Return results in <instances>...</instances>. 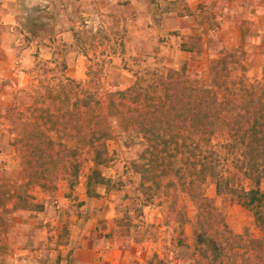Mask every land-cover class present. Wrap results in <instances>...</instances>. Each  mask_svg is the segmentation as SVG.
<instances>
[{
  "label": "rangeland",
  "instance_id": "obj_1",
  "mask_svg": "<svg viewBox=\"0 0 264 264\" xmlns=\"http://www.w3.org/2000/svg\"><path fill=\"white\" fill-rule=\"evenodd\" d=\"M206 1V12L192 24L201 51L188 52L179 47L186 32L169 21L182 13H165L180 9L182 0H9L11 17L0 20V264L205 263L192 241V225L202 223L193 198L179 192L172 214L161 189L152 200L141 201L139 176L131 165L138 161L140 141L133 132L112 126L106 160L96 166L109 183L93 185L89 194L91 148L79 151L78 177L70 187L60 178L48 179L43 187L27 184L23 172L28 165L25 129L38 106L56 113L60 104L54 92L65 80L102 93L133 82L154 87L159 76L174 69L187 81L205 85L212 61L236 49L241 66L230 67L227 82L231 86L244 77L256 93L264 92L263 13L243 11L235 3L228 8L224 0L212 12L217 0ZM48 134L56 137L52 129ZM224 135L212 137L221 158L218 171L233 185L248 187L233 170L235 158L223 146ZM20 185L29 196L26 206L13 196ZM203 192L237 235L239 245L224 250V261L252 264L247 240L261 232L251 211L217 194L211 178Z\"/></svg>",
  "mask_w": 264,
  "mask_h": 264
},
{
  "label": "trees",
  "instance_id": "obj_2",
  "mask_svg": "<svg viewBox=\"0 0 264 264\" xmlns=\"http://www.w3.org/2000/svg\"><path fill=\"white\" fill-rule=\"evenodd\" d=\"M179 47L200 52V37L188 35ZM237 65L241 62L236 49L223 51L212 61L211 77L205 85L187 81L174 69L159 76L154 87L133 82L102 93L78 82H59L54 92L60 104L56 113L51 115L47 106H38L36 118L25 129V183L43 187L48 179L60 178L72 186L80 168L78 153L91 148L93 167L86 177V193L95 184H108L96 166L106 160L105 143L114 125L122 132H133L140 141L138 161L131 165L139 176L143 203L152 200L159 189L167 198L169 214L179 192L195 200L196 219L202 223L193 224L191 233L193 246L203 254V264H235L231 258L224 261V250L239 245L237 235L229 231L203 192L208 178L217 194L229 195L251 211L261 236L247 240L249 260L264 264V92L256 93L244 77L230 86V67ZM50 129L55 132L54 139L48 134ZM217 132H224L223 146L235 158L233 170L243 176L248 187L233 185L218 171L220 153L212 143ZM13 196L23 206L29 204L23 186H17Z\"/></svg>",
  "mask_w": 264,
  "mask_h": 264
},
{
  "label": "crops",
  "instance_id": "obj_3",
  "mask_svg": "<svg viewBox=\"0 0 264 264\" xmlns=\"http://www.w3.org/2000/svg\"><path fill=\"white\" fill-rule=\"evenodd\" d=\"M83 4L86 0H80ZM133 2V0H131ZM155 1H161V0H155ZM168 1L172 0H165V2L168 3ZM223 3L225 7L232 8V4L238 5L239 9L243 11H247L249 13H263L264 15V0H224ZM206 0H182L180 9L175 11H169L165 12L168 15H174L177 11H179L181 14L180 18H177V20L170 16L169 21L172 23L179 22L178 27L180 28L181 32H186L183 38L185 39L188 35H194L195 31L192 29L193 21L196 22V20L200 21L202 15L206 12L204 4L206 3ZM238 3V4H237ZM220 0L215 1V5L212 3V12L215 10H219L220 6ZM11 3H9V0H0V20L1 22H6L11 17ZM209 7V6H207ZM229 11H232L228 9ZM224 11V10H223ZM177 26V25H176ZM175 26V27H176ZM183 41V40H182Z\"/></svg>",
  "mask_w": 264,
  "mask_h": 264
}]
</instances>
